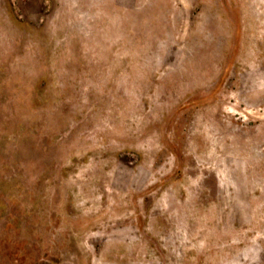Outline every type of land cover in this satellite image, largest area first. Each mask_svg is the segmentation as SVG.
I'll return each mask as SVG.
<instances>
[{
  "label": "rangeland",
  "instance_id": "1",
  "mask_svg": "<svg viewBox=\"0 0 264 264\" xmlns=\"http://www.w3.org/2000/svg\"><path fill=\"white\" fill-rule=\"evenodd\" d=\"M0 264H264V0H0Z\"/></svg>",
  "mask_w": 264,
  "mask_h": 264
}]
</instances>
